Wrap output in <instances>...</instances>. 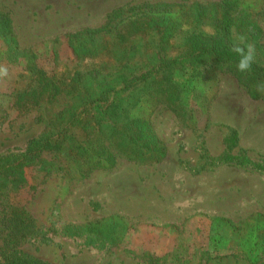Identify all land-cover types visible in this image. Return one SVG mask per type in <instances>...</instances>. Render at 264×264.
Wrapping results in <instances>:
<instances>
[{"label": "rangeland", "instance_id": "obj_1", "mask_svg": "<svg viewBox=\"0 0 264 264\" xmlns=\"http://www.w3.org/2000/svg\"><path fill=\"white\" fill-rule=\"evenodd\" d=\"M234 1V16L245 11L261 30L228 31L255 47L244 83L189 44L222 35L224 0H0V157L61 132L75 112L94 116L87 150L102 139L117 157L75 178L71 159L44 151L24 178L1 174L2 263L264 264V0ZM5 21L18 53L8 54ZM45 82L58 92L25 106ZM130 102L164 159L118 146Z\"/></svg>", "mask_w": 264, "mask_h": 264}, {"label": "trees", "instance_id": "obj_2", "mask_svg": "<svg viewBox=\"0 0 264 264\" xmlns=\"http://www.w3.org/2000/svg\"><path fill=\"white\" fill-rule=\"evenodd\" d=\"M237 1L234 0H224L222 16L220 20V27L222 30V35L216 38H206L197 34H193L189 37L190 46L195 49V52L199 53L198 58H202V61L209 59L211 62L209 65L215 64L221 68H225L226 72L235 76L241 83H244L245 72H240L236 68V63L239 60L238 54L232 51L234 45L228 40L229 29L237 24L239 27L247 28V32L254 30L256 35L261 33L259 26L254 25L252 20H249L248 14L242 11L239 15L234 16L233 10L237 7ZM245 13V16L243 14ZM2 30L5 32L6 36L11 35L9 23L7 21L1 23ZM85 33H96L93 30H87ZM80 34H76L73 37H78ZM252 33V32H251ZM252 39L247 37L244 39L240 46L246 47ZM18 43L12 36L8 40V54L15 51L18 53ZM11 58V55H9ZM212 63V64H211ZM206 66V65H205ZM253 69V68H252ZM145 77H142L144 79ZM48 90L49 93L56 94L58 92L57 87L50 82H45L42 86V90H34L31 92L35 97L32 102H25V106H33L39 103L38 98L45 94ZM28 91L27 93H29ZM107 91L101 93L92 94L89 96L87 103L90 100H100L108 94ZM31 93H29L31 95ZM175 95V93H172ZM171 96V94H170ZM91 97V98H90ZM130 102L128 107L123 108L120 116V124L122 127L121 135L127 139L118 143L122 149H125L126 153L132 154L137 158L144 159L146 161H160L164 159L167 155V148L164 143L161 142L154 131L150 128V124L145 119L140 117H128L131 106ZM116 107L114 103L110 104L106 109V113L109 112L111 108ZM122 108V106L119 107ZM124 117V120L122 118ZM93 117L87 118L83 117L82 114L74 113L72 119L62 128L59 133H50L43 135L40 138L33 139L28 149L25 153L20 155H8L0 157V175L7 173H18L22 178L25 175V168L32 165L33 160L37 155L44 151L57 152L60 156H66L72 160V163L68 167V171L71 172L75 178H85L89 171L86 167H89L92 163H95L98 167L113 168L116 165L117 157L113 152L106 150H101V141L99 140L96 146H94L93 151L89 152L87 147L84 145L86 142H90L91 133L87 130L94 129L92 125ZM100 124V122H98ZM70 130L74 133L70 134ZM81 135V137L78 136ZM104 135V130L99 133V136ZM94 142L91 141V144ZM130 151V152H127ZM114 239V238H113ZM5 262L0 264H34L29 260L18 259L17 256L11 257V255H5Z\"/></svg>", "mask_w": 264, "mask_h": 264}, {"label": "clouds", "instance_id": "obj_3", "mask_svg": "<svg viewBox=\"0 0 264 264\" xmlns=\"http://www.w3.org/2000/svg\"><path fill=\"white\" fill-rule=\"evenodd\" d=\"M241 44L243 43L245 37H238ZM232 51L238 54L240 57L236 63V68L240 72H246L251 68L252 62L255 56V47L252 44H248L246 47L240 46V44L234 45ZM8 76L7 68L0 66V79Z\"/></svg>", "mask_w": 264, "mask_h": 264}]
</instances>
